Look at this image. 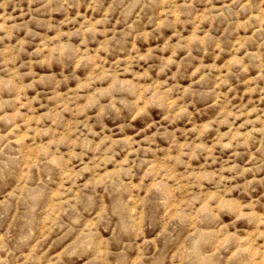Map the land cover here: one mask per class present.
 Instances as JSON below:
<instances>
[{
  "label": "rangeland",
  "instance_id": "1",
  "mask_svg": "<svg viewBox=\"0 0 264 264\" xmlns=\"http://www.w3.org/2000/svg\"><path fill=\"white\" fill-rule=\"evenodd\" d=\"M0 264H264V0H0Z\"/></svg>",
  "mask_w": 264,
  "mask_h": 264
}]
</instances>
